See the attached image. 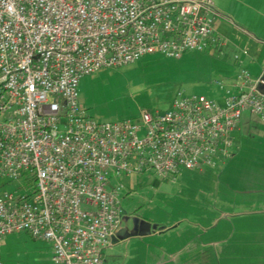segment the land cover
Here are the masks:
<instances>
[{"label": "built area", "instance_id": "1", "mask_svg": "<svg viewBox=\"0 0 264 264\" xmlns=\"http://www.w3.org/2000/svg\"><path fill=\"white\" fill-rule=\"evenodd\" d=\"M219 17L212 0H0V178L12 187L0 242L24 232L50 245V264H104L124 214L118 179L222 170L243 116L264 123L262 79L247 69L220 102L177 92L115 122L91 118L78 91L99 69L211 50Z\"/></svg>", "mask_w": 264, "mask_h": 264}, {"label": "crops", "instance_id": "2", "mask_svg": "<svg viewBox=\"0 0 264 264\" xmlns=\"http://www.w3.org/2000/svg\"><path fill=\"white\" fill-rule=\"evenodd\" d=\"M212 4L220 15L214 31L221 43L206 60L215 85L224 96L244 68L261 77L264 96V0ZM210 189L201 204L186 199L153 211L122 208L102 252L104 264H264V123L256 117L243 116L233 132L232 157ZM125 194L124 188L122 199Z\"/></svg>", "mask_w": 264, "mask_h": 264}, {"label": "rangeland", "instance_id": "3", "mask_svg": "<svg viewBox=\"0 0 264 264\" xmlns=\"http://www.w3.org/2000/svg\"><path fill=\"white\" fill-rule=\"evenodd\" d=\"M208 57L209 52H187L179 60L146 56L123 67L99 69L81 79L80 104L95 121L115 122L134 118L145 110L163 111L177 92L220 102L223 94L214 83L217 77L206 60ZM196 171H184L165 180L151 174L122 177L118 182L128 194L122 199V192L120 206L126 211L141 208L153 211L169 201L207 202L218 171L205 169L202 174ZM11 189L0 178V191ZM50 253L48 243L35 241L24 232L9 234L0 242L2 264H50Z\"/></svg>", "mask_w": 264, "mask_h": 264}]
</instances>
